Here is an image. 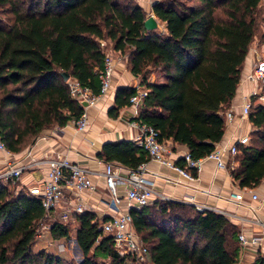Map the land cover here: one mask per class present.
I'll return each mask as SVG.
<instances>
[{"label":"trees","instance_id":"obj_1","mask_svg":"<svg viewBox=\"0 0 264 264\" xmlns=\"http://www.w3.org/2000/svg\"><path fill=\"white\" fill-rule=\"evenodd\" d=\"M257 3L153 0L151 10L163 22L157 31L143 26L145 14L135 0H0L6 14L0 17V138L5 148L17 151L45 128L79 115L82 106L69 94L60 71L95 93L104 53L99 41L107 40L112 50L128 48L125 66L145 88L135 119L154 127L158 139L184 145L192 157L207 153L222 135L221 112L240 79L258 24ZM151 67L162 80L148 79ZM133 92L134 86H116L106 113L115 116ZM247 119L254 126L251 141L237 145L238 161L230 174L239 186L250 187L264 175V106L252 105ZM94 154L131 169L148 159L130 138L105 140ZM174 161L182 163V157ZM13 183L0 177V264H121L111 235L99 228L104 216L97 219L89 209L69 217L76 221L80 259L33 250L43 208L25 187L11 191ZM128 213L149 264H235L236 225L221 212L154 199L129 206ZM65 221H50L49 232L67 237ZM250 264H263V258L256 254Z\"/></svg>","mask_w":264,"mask_h":264},{"label":"built area","instance_id":"obj_2","mask_svg":"<svg viewBox=\"0 0 264 264\" xmlns=\"http://www.w3.org/2000/svg\"><path fill=\"white\" fill-rule=\"evenodd\" d=\"M104 44L103 40L99 41ZM258 51L249 63V68L244 74V78L252 82V89L242 96L239 104V115L247 114L251 107L250 94L255 95L259 101L264 103V22L260 25L258 36ZM114 69V60L109 52L104 51L101 65L96 69L98 88L93 93L86 85H81L74 77H67L66 83L68 92L75 97L82 109L78 116L70 119L75 131H81L88 125L87 106L94 105L95 102L109 89L111 76ZM145 93L143 85H135L134 92L128 97L129 103L137 107ZM224 122L233 119L232 108H226L222 112ZM128 124L136 129L132 139L141 146L152 159L162 163L187 180L195 177L197 170L205 160H211L216 168L232 170L236 164L237 145L245 144L248 140L247 134L243 133L233 139L215 141L213 148L207 153L192 157L187 150L181 153L182 163H176L168 157L171 151L167 140L157 138V130L150 124L129 119ZM0 150H6L0 138ZM144 162H140L135 169L126 167L116 161H103L99 174L103 177L107 199V208L110 210L104 214L99 223L102 233H109L112 239L114 250L122 256L121 264H147V248L138 234L135 232L130 215L129 206L139 207L147 204L154 197L155 199H166L163 194L155 192L152 180L145 175L142 170ZM45 165V171L41 178L28 185L26 190L38 196L40 205L43 208V216H49L51 212H57L60 220H67L72 213L85 209L81 199L82 191H92L95 187L90 177L92 172L85 165L75 160L68 159L65 155H53L43 153L28 161L19 162L13 159H6L0 169V177L14 182L23 169L30 165ZM93 173V172H92ZM123 188L122 196L117 192V187ZM249 191L251 198H257V194L244 186ZM65 192L69 194L65 196ZM230 196L238 202L241 199L239 191L230 192ZM121 197L124 198V208ZM264 200V194L261 195ZM193 206L197 210L210 208L201 203L194 202ZM211 209V208H210ZM216 210V209H214ZM225 213L222 210H217ZM227 214V213H225ZM260 230L246 236L242 231H236L235 239L239 246L251 243H259L264 238V221H258ZM61 246V245H60Z\"/></svg>","mask_w":264,"mask_h":264},{"label":"crops","instance_id":"obj_3","mask_svg":"<svg viewBox=\"0 0 264 264\" xmlns=\"http://www.w3.org/2000/svg\"><path fill=\"white\" fill-rule=\"evenodd\" d=\"M152 1L135 0L143 9L144 14H151L157 23L160 20L155 17L151 10ZM255 43L256 41L251 39L248 44L241 66L240 79L227 107L232 108L233 119L230 122L223 121V132L220 140L229 141V139L231 140L245 133L248 136L245 144L251 141L250 131L254 126L247 119V114L244 116L239 115V104L242 96L249 93L252 89V82L244 78V74L249 68L251 59L259 53L258 45L255 46ZM112 58L114 60V69L110 87L94 105L87 106L88 125L85 129L75 131L69 119L61 126L52 125L45 128L25 148L17 151L0 150V169L6 159L23 162L42 155L45 152L53 155L63 154L68 159L85 165L93 172L90 173V177L95 187L92 191H82L80 196L84 202L85 209L99 212L98 214L101 217L110 210L106 204L107 193L103 177L98 173L102 168L103 161L97 158L94 153L103 141L117 138L132 139L136 132V129L128 124L129 119H135L136 106L131 103L122 105L118 108L115 116H109L106 113V109L112 103L113 92L116 86L140 85L138 84V78L132 75L119 59L117 60V57L114 56ZM250 100L251 105L260 104L264 106L263 101H259L255 95ZM166 142L171 148V151L168 152V157L173 161L186 150L182 144L171 142L169 139ZM253 143L258 144L259 142L254 140ZM245 144L238 145L242 146ZM235 156L237 159V154ZM45 168L43 164L26 167L21 171L18 178L15 179V188H26L28 185L34 183L41 178ZM142 170L152 180L155 192L163 194L167 197L166 199L187 202L192 205L194 202H197L205 204L213 210L216 209L215 211L222 210L227 213L223 214L236 225V231H242L246 236L257 233L260 230L258 221H264V200L261 199V195L264 194V175L257 184L248 186L249 189L257 194V198H251L249 191L243 188L244 186H239L236 180L232 178L230 174L231 170L216 168L214 163L208 159L203 161L195 177L191 180L185 179L175 170L152 159H147L143 163ZM232 191H239L241 193V199L238 202L230 196V192ZM117 192L122 196L123 188L121 185L117 187ZM65 196L68 197L69 194L65 192ZM154 199L153 197L151 201H154ZM121 200L123 202L121 207L124 208V198L121 197ZM237 245L235 263L250 264L256 254H259L263 258L264 264V238L259 243H251L245 246H239L237 243Z\"/></svg>","mask_w":264,"mask_h":264},{"label":"rangeland","instance_id":"obj_4","mask_svg":"<svg viewBox=\"0 0 264 264\" xmlns=\"http://www.w3.org/2000/svg\"><path fill=\"white\" fill-rule=\"evenodd\" d=\"M256 10H257V16L256 17L258 18V24L254 30V34L252 37V39L256 41L255 46L258 45V32L260 29V25L264 22V0H258ZM5 15L6 14L1 12V10H0V17L4 18ZM153 28L157 31L163 30V23L161 21H157L155 27H153ZM102 47H103V50L106 52H109L112 57H114V56L117 57V60L119 59V61L123 64V66L126 65L125 57H126V53L128 51V48H126L122 52L112 50L110 48V42L107 40L104 41V44ZM147 77L149 80H151V79L152 80H154V79L155 80H162L163 79V77L160 75L159 70L156 68H153V67H151L149 69ZM23 148H25V147H23ZM10 190L11 191L16 190L15 186L10 187ZM95 213H96V216L98 219L99 218V214H98L99 212H95ZM57 218H58V213L57 212H51L49 214V216H44L40 220V222L38 223L37 228H36L35 237L33 238V241L31 243V248L33 250L44 249L46 251L56 252V253L60 254L66 260L76 261V260L80 259V257H81V252L78 249V247L76 246L75 240H74V228L76 226V221H74V219H72V218H68L65 221L66 227L68 230L67 231L68 235H67V237L63 238V237L52 235L48 230V226H49L50 221L57 219ZM147 264H149V262ZM235 264H237V263H235Z\"/></svg>","mask_w":264,"mask_h":264},{"label":"water","instance_id":"obj_5","mask_svg":"<svg viewBox=\"0 0 264 264\" xmlns=\"http://www.w3.org/2000/svg\"><path fill=\"white\" fill-rule=\"evenodd\" d=\"M142 23H143V26L146 28V29H151L153 27H155L156 25V21L155 19L152 17L151 14H147L145 15V17L143 18L142 20ZM60 75L62 76L63 79H66L67 78V73L64 72V71H60ZM85 101L84 100H81L80 101V104H84ZM76 244V243H75Z\"/></svg>","mask_w":264,"mask_h":264}]
</instances>
